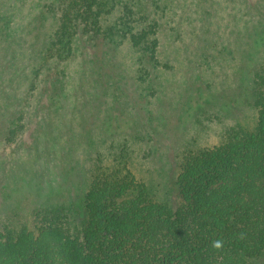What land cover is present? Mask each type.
<instances>
[{"label": "trees", "instance_id": "trees-1", "mask_svg": "<svg viewBox=\"0 0 264 264\" xmlns=\"http://www.w3.org/2000/svg\"><path fill=\"white\" fill-rule=\"evenodd\" d=\"M263 39L264 0H0V145L15 159L26 153L46 163L53 120L64 114V154L86 147L92 160L73 218L44 207L34 210L32 227L0 223V264H46L49 244L63 264H264V53L255 58ZM125 41L130 67L118 56ZM226 60L253 62L255 123L225 128L216 145L181 151L168 187L176 203L157 200L128 168L119 140L150 147L158 126L142 117L125 134L108 130L121 84L144 96L171 87L182 102ZM165 71L180 81L164 83ZM69 85L81 91L70 108ZM99 90L109 105L84 130L87 114L100 110ZM99 143L111 151L107 164Z\"/></svg>", "mask_w": 264, "mask_h": 264}, {"label": "rangeland", "instance_id": "rangeland-1", "mask_svg": "<svg viewBox=\"0 0 264 264\" xmlns=\"http://www.w3.org/2000/svg\"><path fill=\"white\" fill-rule=\"evenodd\" d=\"M262 52L264 53V39L257 46L255 58H260ZM118 56L124 66H131L134 54L128 42L121 44ZM242 65L240 66L237 61L221 62L216 66L219 71L216 76L208 77L203 82H196L193 93L182 102H177L178 91L171 87L167 88L165 93L144 96L140 94L138 87L121 84L118 94L120 92L125 95L121 97L123 104H117L119 109L111 112L112 119L108 130L109 133L125 134L130 132V127L138 118L142 120V117L149 118V124L158 126V132L151 136L150 147L131 136L119 140V142L125 140L126 143L125 158L128 168L136 179L148 185L157 200L176 203L177 195L171 194L168 187L175 174L176 160L181 151L220 143L225 128L229 126L254 125L256 110L249 103L248 78L253 62ZM5 71L4 67L2 69L0 67L2 74ZM2 78L4 79L1 81L2 85H5L8 80L7 74ZM162 78L166 79L164 83H177L181 79L178 73L174 75L168 71L163 73ZM71 82L74 85L72 80ZM129 82L131 83V80ZM76 92L78 94L69 85V108L72 104L79 105L80 100L77 96L81 91ZM107 99L102 90H99L93 103L97 105L96 108L100 107V110L92 109L87 114L84 130L90 129L96 120L98 121L95 116L101 117L106 113L104 108L109 105ZM91 101L86 107L90 108ZM69 120L70 117L64 114L58 121L54 118V126L50 131V143L54 144L50 146L46 163L41 160L42 156L37 161H30L33 156L26 153L15 159L10 148L0 145V223L6 222L13 226L27 224L32 227L34 210L44 207H63L66 211L63 214L72 218L75 216L72 209L78 210L81 206L92 160H88L86 147L75 150L71 155H68L66 150L64 154L65 149L62 147L65 148L67 141ZM71 121L74 122L75 118ZM25 143L27 146L30 145L29 137H26ZM97 147L103 163L107 164L112 157L110 149L105 143H99ZM68 156L72 157L68 160ZM74 158L77 163L72 161ZM74 222L78 223L76 220ZM162 248L160 242L157 243L155 252H161ZM45 256L46 264H63L55 244L47 246ZM1 264L8 263L2 261Z\"/></svg>", "mask_w": 264, "mask_h": 264}]
</instances>
